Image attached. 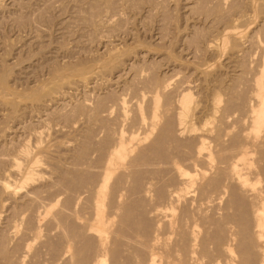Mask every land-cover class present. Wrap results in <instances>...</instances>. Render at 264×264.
<instances>
[{"label": "rangeland", "instance_id": "obj_1", "mask_svg": "<svg viewBox=\"0 0 264 264\" xmlns=\"http://www.w3.org/2000/svg\"><path fill=\"white\" fill-rule=\"evenodd\" d=\"M105 13L107 15H105ZM95 19H98L99 22ZM234 29L240 31V36L235 41L228 36V33L233 31ZM261 45H263L264 47V0H0V180L2 181L4 177H8L10 175L9 172L11 171L9 170L11 167H13V159H15L17 150L21 147V139V143H23V141H26L27 143L32 145H34L35 142L39 141V143H37V147H32V152L34 154V157L40 164L39 168L37 169L39 172H36V180L24 186L23 188H20L18 192L13 193V187L11 185L8 191L4 190L3 187L0 186V264H11V262L13 264H61L62 261L60 259L62 258V254L64 251V246H62L61 249V245L65 244L64 235H66V239L69 240V236L67 235L70 234L71 237L73 235L71 230H74V228H78L76 226V222L78 223V221L75 220H77V217H80L78 216L80 214L78 213L76 215V213L80 212L81 216L83 215V218L84 216L86 218L87 216L91 215L90 213L93 209L92 202H94V193L91 190L92 187H90L89 185L90 180L92 186V183L96 182L97 178L99 177V166H102V162L106 157L104 153L107 154L109 148L111 147L110 143L112 144V141H108L107 138L111 139L113 137V134H115L114 132L116 131V129L113 128L117 126L116 121L117 118H120L118 116L120 111L122 112L123 116H126L123 122L127 120V122L131 125L132 117L135 113L136 108L137 110L139 108L141 109V111L145 112L146 109L148 111V106L152 104H155L157 106L156 117L158 120V125L163 126L162 130L160 126L156 129H160L161 133L159 132V134L163 136H159V134H157V138L154 142H152V140H150V136L152 133L149 135L148 141L150 140L151 142L149 143L151 144L145 143L149 144L145 145L148 146V148L146 149L145 147L144 150H141L144 153H142L141 151V154H139L140 152L138 153L140 156L136 157L137 161H134L135 165H132V171L128 172L130 176L132 175L130 177V179L132 180H129L127 178V176L129 177V175L126 174L127 176H125L128 179L129 186L127 185L126 178L124 181V186L121 185L123 182H120L121 188L123 186L127 190L128 187L127 192H124V188H122L121 190V188L117 187L119 188V190L117 189L118 191L107 188L109 190L106 191L108 192V195L109 193L111 195L112 191H117L118 193L113 192V194L115 195H112L115 197L111 199H116V202H118L117 200L120 199L119 201L121 202H118V204L116 203L118 206L114 205V200L112 201L113 203L109 202V199L107 198H110V196L107 197L106 193V199L103 200V204L101 203V209H105L107 214H109L108 210L111 213V209H108L110 205H114V207H112V211L114 212L109 215L112 219L114 218V221L116 220V224L118 223L119 226L117 224V227H113L115 222L113 224L112 220L110 230H113L115 233V229L117 230L119 228L120 230L123 227L125 228L126 225L124 223H126L127 228H125L124 230L130 229L131 231V229L133 230L134 226L135 229L137 226L141 225L142 227L140 226L138 229L136 228L135 232L137 230V232L141 231L144 234L148 230L151 232L150 229L152 228V226L154 229L157 224L160 225V223H162L161 226H159L160 234H162L161 232L163 231L161 230H164L165 226H167L168 220L171 216L173 218V224H175L174 221H177V224H172L176 227L179 226L181 221L183 220L185 224L184 222L181 224L184 228H186V225H190L191 223L193 224L194 221V225L196 226V221H198V223L200 222V225L197 223L200 229L196 226L195 234L199 229L196 237L199 235L198 238H202V240H205L204 243L205 245L207 244L206 246H208L209 248L203 246L202 244V246L204 247L202 248L205 249L203 251L202 248H199L201 247V244H199L197 240V245L195 248L196 250L197 248H199L200 251H198L199 253L197 254L200 255L201 252L203 253L201 254L202 256L204 254V256H206L208 252L209 255L206 257L209 258L202 256L199 257L195 252V254L193 255L195 260L192 257V264H206V261L209 259L210 261H207L209 262L208 264H210L212 261V264H214L216 260L217 262H223L224 260L222 254L224 253L222 252V245L224 246L227 243L228 245L230 244L229 246L232 249L231 256L233 257V263L237 262L238 264L240 262H238V259L240 257L242 259L244 258L241 261L243 263L240 262L241 264H245L246 262H249L248 264H256L257 262L258 264V259L260 258L257 252L259 250V242L254 237L252 229L251 232L250 230H247L252 228V225H250L252 223V213L250 208L248 209V206L251 207V200L249 197H247L248 195H245L247 199L244 198V192H238L239 188L234 187L235 183L233 185V182L229 180L228 177H226L227 175L225 174H227V172L223 169V167H221V169H223L224 172L222 170V172L218 170V172L221 173L220 175H218L219 173L216 169L218 167L220 168V166L218 165H223L219 164L221 162L220 160H222L223 158L219 160L218 158L221 156H227L229 151H231L233 148V146H229L228 149L227 147H225V145L227 146V144L229 145V143H232L233 141L236 142V139L234 137L237 138V134H239V132H241L240 135L248 134L249 132H251L249 134H256L257 136L259 134L260 137L264 136V129H260V133H258L259 131L255 132L252 129V131L249 130L251 114L249 115L250 110L248 107L246 108L245 104V97L247 98V100L249 96L253 98L255 97V78L257 76L256 74L258 73L257 71L259 65L261 64L262 56L264 54V51L261 49ZM119 74L121 75L119 76ZM163 82L168 83L167 93H161L160 91H158L159 85ZM182 88L183 90L181 93L185 92L189 94V101L187 103V106L185 104L180 105L178 103L179 94L177 91ZM146 91H150V98L147 100H145L146 98L141 97V95ZM57 92L59 93V95H56L58 94ZM239 96H242V98H240ZM251 97L250 101L252 102L253 100ZM219 98L221 99V101ZM225 98H230V101H228L227 103L231 102V100L233 99V102L236 100L235 104H237L239 107L235 108L237 105L232 104V102V109H230L231 111L228 110L229 112H232L230 114L231 116L226 117L229 113L227 111L228 113L226 112L223 114V117L225 116L224 119L220 120L222 122H216V113L215 115L213 114V107L215 106L214 103L219 102L222 105L221 102L225 103V101L229 100H224ZM239 99H244L242 100V102L245 103H242L241 101H239ZM62 103H64L66 106H63ZM231 104H229L228 107L231 108ZM242 104H244L245 107ZM106 109H108L107 111L110 112V114L108 112V115L106 114ZM245 110L248 111L246 112ZM95 111H97L99 115H96L97 113ZM240 113L243 115V117ZM44 117L45 119H43L44 121H42V118ZM178 117L184 119L185 125L187 127L193 126L204 136L206 134L208 135H206L205 141L207 142V146L205 147L207 149H203L204 153L206 152L207 155L206 161L203 162L206 163H203L202 159H200L203 163L201 164L200 160L194 158L195 155L192 157V159H194L195 161H199L200 165L205 164L206 166H208L204 167V165L201 168L199 163L196 162V164L199 165L198 167H200L202 171L203 168H206L204 169L206 170L204 176L202 177V171L197 175H194L195 181L188 189L189 191L187 190V192L184 193L182 197L180 196L181 198L179 197L181 199V203L179 199L178 203L177 201L174 203H167L168 197L166 196L170 191H174L177 187H173V185H175L177 181L174 179L175 182L173 183L175 184L171 183L172 174L170 173L169 175L167 173V171L170 172L169 168H171L170 165L172 161L175 160L180 162L181 159V163L183 160L184 163L187 160L185 163L189 164V162L192 160L191 156L193 153L191 152H194L193 150L196 151V147L198 146L196 139H193L196 138L194 134L185 131L183 135H179L175 132L176 125L174 123ZM46 118H48V120H46ZM247 120L248 124L246 123ZM121 122L122 120L120 121V126H118L117 130H119V128L124 129V123L122 122L124 126L123 127L121 125ZM128 123H126L125 125L127 126ZM216 123L219 124V127H221V124L223 123L226 124H223L224 126L222 125V138L218 135L221 134V132L218 133L220 130L218 129L219 131L217 132L215 127H213L211 131H206L208 129H211V127L214 126L213 124ZM246 125L248 126L246 127ZM225 126L227 127L225 128ZM213 130H215L216 132ZM230 130L233 131L230 132ZM34 131L41 132V136L35 138L32 134ZM112 131L114 132L112 133ZM158 131L156 130L155 132H153L154 135H156ZM212 132L213 134L215 133L214 136L217 133V136H219L221 140L223 139L222 141H217L218 137H215L216 139L214 141L218 145L220 142V144H222L219 145L221 146L220 148L213 141L214 136ZM109 133H112L111 137L109 136ZM231 134H235L236 136H232ZM171 135L173 137H171ZM189 135L192 136L190 137ZM230 135L233 139L232 142H228L229 139H226L227 137L229 138ZM153 137L154 136L152 135V138ZM179 137H183L186 139L184 140L183 138ZM188 137L189 139H187ZM107 141L109 143H107ZM223 141L225 144L223 143ZM238 141L239 140H237V143ZM234 142L233 144L235 148V145L237 143L235 144ZM102 143L104 146L102 145ZM105 143L108 145V147ZM211 144H214V146H212ZM174 145L176 146V148L174 147ZM223 145L225 148L223 147ZM177 146H179V149L177 148ZM187 147H189V150ZM103 148H106V150H104ZM216 148L218 149V152H216ZM222 148L228 149H226V151L228 152L227 155L225 154V156H223L224 150ZM255 148V153L252 152V154L250 155V159L253 168L255 165L256 168L259 169L261 165L263 166L264 164V155L261 156L262 161L260 159V161L257 160L258 158H261H257V156H260V150L256 152L257 148L259 149V147H253L252 149ZM101 149L103 150L101 151ZM178 150V155L177 157L174 155L176 157L174 158L173 154ZM100 151L102 152V155H100ZM181 153H187V156ZM216 153L219 154V156L217 154L218 158H216ZM194 160H192V162ZM168 161L169 164H167ZM260 163L263 164L260 165ZM158 164H160L161 166ZM211 164H214L213 169L211 167ZM167 165H169V167ZM259 165L260 167H258ZM150 166H154V168H156L154 169ZM157 166H160L159 168L161 169L157 168ZM215 167L216 169H214ZM164 169L167 171L165 172ZM210 169H212L211 172ZM213 171H215V173ZM216 172L218 174H216ZM13 173L14 172L11 173L12 176ZM74 173L76 176H73ZM166 173L171 178L167 177L165 175ZM208 173H214L213 177H211L212 175L210 176L214 181H212L207 176ZM260 173L261 174L260 176H258L256 181L252 178V180L254 181V184L252 186H256L255 188L258 187L259 189H262V187L264 186L262 169ZM159 174H161L160 178L158 177ZM222 174H224V176H222ZM14 175V177H10L11 175L9 177L11 179L13 178V180H17L20 178V176L18 177V174L14 173ZM214 177H216V180L219 182L221 181V179H223L222 177H226L228 181H226L227 179H225L222 180V183H219L215 181ZM123 178L121 179L124 180ZM151 178L154 180L153 183L155 184L153 187L151 184L153 180H151ZM207 178L208 180L210 179V182L207 181V183H210V187L206 185L205 181L203 182V184L205 183V186L201 184L202 181L204 179L207 180ZM85 179H87L88 181H86ZM75 180L77 183L74 182ZM148 180L150 181L148 182ZM156 180L158 182H163L158 183ZM79 181L82 182L83 186ZM224 181H226V183ZM229 181L232 182L233 188L232 185H229L231 184ZM97 182L95 184H97ZM144 182L150 183L152 190L148 191V187L150 186L149 184ZM167 182L169 185L164 186L167 184ZM142 183L145 185H142ZM194 183H196V185ZM200 184L205 188H209L207 189V191L211 190V187L214 189V192L211 190L213 195L211 191H209L211 193V197L209 195V192L205 191L208 193L207 195L209 196L210 200H212V202L208 199L206 193L204 194V196L206 197L202 196L204 192L202 191L203 187L199 188V186H201ZM216 184L217 186L219 185V188L224 186L226 192H224V187H222L219 191ZM228 185L232 188L230 192L227 190ZM87 186H89L90 191H88L89 189ZM142 186H145L146 188L143 189L144 187ZM195 186H198L197 189L199 188L201 191H198L199 189H195V191L198 192H194L193 189L195 188ZM81 187L82 190L83 188L84 190H86V188L88 190L81 191ZM93 187H95V185ZM192 187L194 188L191 189ZM169 188L172 189L169 190ZM205 188H203V190ZM15 190H18V188L16 187ZM70 190L72 193L70 192ZM76 190H78L79 192H77ZM52 191L53 195H51ZM56 191L57 193H55ZM215 191H219V195L218 192L215 193ZM227 191L229 192L228 194ZM141 192L144 193L143 196L141 195ZM200 192H202V194ZM30 193H32L33 196L35 195L37 197V201L31 200L35 197L31 199L28 197L26 198V196ZM78 193L80 195H78ZM220 193H222V195ZM85 194H87L88 196L91 194L92 195L91 197L86 196L87 198H84L85 200L80 198L81 195L85 196ZM125 194H127L129 197ZM147 194L148 196L145 198ZM152 194L154 195L153 198L155 200L153 198H150ZM188 194L189 199L186 197L188 196ZM196 194L198 195L194 198ZM200 194L205 199L198 201L199 199L197 198L201 197ZM68 195L70 196L68 197ZM75 195H78L79 197L76 196L75 198ZM214 195L218 196L215 197ZM28 196L31 197V194ZM51 196L52 198H49L50 200H52L53 198L58 199V201L51 208L49 214L50 216L53 215L55 217L50 219V216L48 215L47 218L45 217L41 221H39V224L36 220H34L35 213L39 210V205L44 203L43 201H49L46 197ZM160 196L162 199L160 198ZM164 196L167 198V202L165 201L166 198ZM192 197L197 200L195 204ZM38 198L39 200H42L44 198V200L40 202ZM64 198H67V200H64ZM125 198L126 201H124ZM149 198L152 200H150ZM183 198L185 199L182 200ZM186 198L188 199L189 205L187 204ZM27 199L31 200L32 203ZM245 199L248 200V204ZM68 200H70V203ZM156 200H159V203L164 204L161 205L159 203H156ZM34 201L37 203H35ZM105 201H107V203ZM225 201H227V204L225 203ZM28 202H30V204ZM80 202L82 204H80ZM88 202L89 204H87ZM165 202L167 203V205ZM183 202L184 205L187 204L189 207L190 205L192 206L194 204L192 206V210L195 209L196 205L197 207H200V209L204 206L201 209L204 213H201V211H199L200 209H196L193 211L189 210L188 212L186 211L188 207L186 205L185 211L189 213L186 218L185 214L188 213L184 211V214L181 210H184V207L182 208V206H184L182 205ZM33 203H35V205ZM104 203L108 204H105L108 207H106ZM155 203L159 204V206ZM179 203L181 206L179 205ZM31 204L34 207H32ZM78 204H80V209L78 208ZM65 205H68V207H70L68 208L69 210L67 209V207H65ZM168 205H172L174 210H176L177 212L174 210L170 211ZM115 206H117L118 208L119 206L123 207L119 208L117 212V208ZM205 206H207L208 210ZM224 206H227V210H225L226 208H224ZM61 207L62 209H60ZM149 208L150 210L148 213ZM212 208H214L215 211ZM59 209L62 211H59ZM115 211L116 213H118V215L115 214ZM195 211H197V213L203 214V216L205 215L203 219L201 218L202 220L200 219L199 221V218L197 220L198 215L199 217L201 215H196L195 213V216L193 214ZM58 212H61L63 214H59ZM66 212L69 213V215ZM86 212L90 213L87 214ZM162 212L168 215L162 216ZM175 212L178 216H175ZM212 212H216L215 214L217 216L215 217V214H213ZM53 213H55V215ZM56 213H58V215ZM70 213L71 217H67L70 216ZM113 214L116 216H114ZM124 214L127 215L125 216ZM159 214H161V216ZM206 214H211L214 216H212V218L211 215L209 216ZM222 214L225 215L223 216ZM248 214L251 215L250 219V216H248ZM74 215H76V217ZM150 215L154 218H152ZM57 216H60L58 218L60 222V218L63 219L61 224L58 221ZM64 216L69 220L67 218H64ZM156 216H158L159 218ZM188 216L190 219L188 218ZM123 217H125V219ZM160 217L164 218L161 220ZM210 217L211 220H209ZM178 218L180 219L179 222ZM165 219L167 221H165ZM55 220L59 224H56ZM204 220H207L208 222H204ZM248 220H250V224H248ZM188 221L192 222H189L188 224ZM224 221L227 225L224 223ZM164 222H166L165 226ZM150 223H153L155 226L151 225ZM204 223L205 226L208 225L209 227H203ZM35 224H37V226ZM131 224L133 225L131 226ZM209 224H212V226ZM128 225L132 228H129ZM78 226H81V224ZM147 226L150 229L146 228ZM180 226L179 228L177 227V231L174 229L176 233H180L183 229ZM36 227H38V236L34 238L33 235ZM160 227L163 228L160 229ZM80 229H82V227H79L78 231H80ZM179 229L180 232H178ZM205 229L206 231H208L206 233L207 236L203 235L206 232ZM67 230L70 233L67 232ZM119 230L117 231L118 233H115L117 236L112 234L113 231H110L111 233L109 234H112L114 237L112 235L111 237L115 238V240L110 238V236L108 235L107 241H109L108 238H110V241L112 239V246L114 245L115 247L113 248L109 241V246L108 243L106 244L107 248H109L110 251L117 248L116 251L118 250L117 252L119 253L117 254L115 252V256H111L112 260L114 261L115 259H119L118 262L117 260L115 261V264H132V262L137 261L136 259H138L139 255L137 257L135 256L134 258L131 256L134 252V250L133 252H131L132 250H130V248L132 249V247H134H131V245L133 244V241L134 245L137 244L138 241H136L135 243L136 237H141L142 239V236L144 235H140L141 233H136L135 235L137 236H135L134 239L132 235V237L128 235L129 232L124 231L123 229H121L122 232ZM74 231L75 234H77V229ZM64 232L66 234H63ZM80 232H82V230ZM123 232H127V236L130 237H126V234ZM133 232L130 233L134 234ZM164 232L163 233L166 234L167 231L164 230ZM182 232L180 235L181 239H179L180 237H178L177 241L180 247H183L182 244H185V242L183 243V241H181L182 239L184 240V238H182ZM148 233L149 232L145 234V236L147 235V237H144V239H147L150 236L148 235ZM233 233L234 237H232L231 235ZM78 235L80 234L78 233L75 237H77ZM81 235H83V233ZM123 235L124 237H126L124 239L132 238L127 239L128 241L126 240L125 244H128L127 247L124 243H122L125 242V240L120 241L123 238ZM172 235L173 234H171V236L169 235L168 238H166L167 242L172 239ZM176 236H178V234H176ZM176 236H174L173 238L177 240ZM208 236L211 238H209ZM224 236L226 238L228 236L227 241H225L226 238ZM75 237L72 238L76 241ZM78 238L80 239V237ZM88 238L90 237H84V239ZM81 239L84 241V243L82 242L84 244V248H88L87 245L89 246L88 251L85 250L86 248L79 249L74 241L73 243L76 244H74V246H76V248L80 250L77 251L79 255L80 252H82V256L80 255L81 257H78V253H76L75 251L77 249L73 247L75 249V253L77 254H75L74 256L78 257L79 259L84 258L80 260V264L81 261L84 264H88L86 263V261L92 254L93 249L91 248L93 247L90 248V246L93 245V239L91 240V242H89L91 238L89 239V241L84 240L83 238ZM81 239L80 241H82ZM221 239L223 242L220 241ZM231 239L234 240L232 241ZM117 240L118 244H116V246L115 243L117 242ZM136 240H139V243L141 241V245L137 244V246L135 245L133 249H137L140 245L137 251L139 249L141 251V246H143L144 243H142V240H140L139 238ZM113 241L116 242L114 243ZM129 241H131L132 244L129 245ZM170 241L168 243L166 242L168 246L170 244L171 246L173 245L172 243L174 242V239L171 242ZM180 241L182 243L181 245ZM199 241L201 242V239H199ZM207 242L210 243L208 244ZM80 243L81 242H79V245L81 246ZM178 244L175 245L180 248ZM217 245L219 246L220 250L217 249ZM231 245L233 246V248ZM110 246L112 248H110ZM128 246H130L129 251L131 255L129 253L127 255L125 254L129 252L128 250L126 251V249H128ZM254 246L255 248L257 247V251H255ZM248 248L251 249L250 251H252V253L249 250L247 252ZM60 249L62 251H60ZM174 249H176V247ZM215 249L216 252H214ZM113 250L111 251V254H107L112 255ZM122 250L123 255L121 253ZM217 250L219 251V253L220 251L222 253L220 254L222 256L221 260L220 258L215 257L219 254H217ZM94 252L95 250H93V253ZM136 253L135 255H137ZM211 254L214 257L212 261ZM143 255H145V251L143 252ZM235 255L237 256L234 257ZM107 256L106 259L109 257ZM180 256L183 257L181 253L178 254V260H183L184 258L181 259ZM78 258H74L73 262H75L76 259L79 260ZM110 258L107 260H110ZM128 258L129 261L131 258L135 260H131L129 262L127 260ZM63 259L65 262L64 257ZM123 259L125 262L123 261ZM139 259L138 264H143L144 261L140 263L141 260L139 262ZM141 259L144 260L145 258ZM202 259L207 260L205 261ZM90 260L88 261L89 263ZM107 260L104 263L111 264V262L109 263V261L107 262ZM126 260L128 263L126 262ZM203 261L205 263H203ZM113 263L114 262H112V264ZM135 263L137 264V262H134L133 264ZM62 264L65 263L62 262ZM75 264L79 263L76 262Z\"/></svg>", "mask_w": 264, "mask_h": 264}, {"label": "bare ground", "instance_id": "obj_2", "mask_svg": "<svg viewBox=\"0 0 264 264\" xmlns=\"http://www.w3.org/2000/svg\"><path fill=\"white\" fill-rule=\"evenodd\" d=\"M98 1V0H97ZM8 8V7H7ZM104 15V14H103ZM105 15H107L106 13H105ZM99 16V15H98ZM102 16V15H101ZM107 17V16H106ZM110 17V16H109ZM100 18V17H99ZM104 18H105V16H104ZM101 19V18H100ZM107 19V18H106ZM95 20H97L98 22H99V20L98 19H95ZM109 20H110V18H109ZM103 21V20H102ZM112 21V20H111ZM100 22H101V20H100ZM108 22V21H107ZM106 23V22H105ZM97 24V23H96ZM101 24H102V22H101ZM104 24V23H103ZM108 24V23H107ZM98 25H99V23H98ZM97 25V26H98ZM96 26V27H97ZM101 26V25H100ZM228 36L232 39V40H237L238 38H239V36H240V31H238V30H233V31H231L230 33H228ZM261 49L264 51V47H263V45H261ZM261 50V51H262ZM258 73L256 74L257 76H256V78H255V91H256V93H255V97L253 98V97H251V96H249L248 97V100H247V98L245 97V101H246V103L245 102H242V100H244V99H242V100H240L239 99V101H241L242 103H245L246 104V108L248 107L249 108V110H250V112H249V115L251 114V116H250V129L249 130H253V131H255V132H257V131H259L260 129H264V54H263V56H262V59H261V64L259 65V68H258V71H257ZM122 73V72H121ZM121 74H119V76H120ZM133 79V78H132ZM167 82H163L162 84H160L159 85V87H158V91H160L161 93H167ZM177 88H179V87H177ZM178 90V89H177ZM182 90H183V88L182 89H180V90H178L177 92H178V94H179V99H178V103L180 104V105H182V104H185L186 106H187V103H188V101H189V94L188 93H185V92H183V93H181L182 92ZM58 93V92H57ZM150 91H146V92H144L142 95H141V97L142 98H146L145 100H147V99H149L150 98ZM169 93V92H168ZM56 94V93H55ZM56 95H59V93L58 94H56ZM249 95V94H248ZM55 97V96H54ZM240 97V96H239ZM238 97V98H239ZM244 97V96H243ZM250 97L252 98V102H254V103H252L250 100ZM57 98V97H56ZM221 98V97H220ZM219 98V99H220ZM231 98V97H230ZM230 98H227V99H229V100H227L226 98L224 99V100H227V101H225V103H223V102H221L222 103V105L219 103V102H216V103H214L215 104V106L213 107L214 109H213V114L215 115V113H216V116H215V119H216V122L217 121H220V120H222V119H224V117H223V114L224 113H226L228 110L229 111H231L230 109H232V104H235L236 102V100L233 102V100H231V102H229V103H227L228 101H230ZM238 98H237V100H238ZM240 98H242V96L240 97ZM215 100V99H214ZM222 100H223V98H222ZM220 101H221V99H220ZM233 102V103H232ZM78 103V102H77ZM232 103V104H231ZM220 104V105H219ZM229 104H231L230 106H231V108L230 107H228V105ZM62 105L63 106H66L64 103H62ZM235 105H237V104H235ZM234 105V106H235ZM239 105H240V103H239ZM244 107H245V105L244 104H242ZM150 106V107H149ZM148 106V111H147V109L145 110V112L144 111H141V109H139L138 108V110H137V108H136V110H135V113H134V115H133V117H132V124L130 125V123H128L127 122V120L125 121V122H123V120H125V117L126 116H123V114H122V112L120 111V113H119V117L121 118V120H122V122L124 123V126H123V124H122V122H121V125L124 127V129L123 128H119V130H117L118 129V126H120L119 125V123H120V118H117V121H116V123H117V126H116V123H115V126L117 127H114L113 129H116V131L114 132V131H112V133L114 132L115 134H113V137L111 138V139H109V138H107L108 139V141L109 140H111L112 141V144L110 143V145H111V147L109 148V150H108V152H107V154L106 153H104L105 154V159L103 160V164H102V166L100 167L99 166V171H98V178H97V184H95L96 182H94V183H92V186H91V180H90V187H92V192L94 193V202H92V204H93V209L92 208H90V209H92V211H91V213L90 212H88V213H90L91 215L90 216H87L86 218H85V216H84V218L81 216V213L80 212H77L76 213V215L79 213L80 215H78V216H80V217H77V220H75V221H78V223L76 222V226L78 227V228H74V230H76L77 229V231H76V233L78 234H80V235H78L77 237H75L77 234H75V231L72 229L71 230V232H72V236L70 237V232L67 230V232H69L68 234L69 235H67V236H69L68 238H69V240L68 239H66L67 237H66V235H64L65 236V241H64V245L62 244L61 245V249H62V246H64V251H63V256H62V258L60 259L63 263H65V264H75L76 262L77 263H79L80 264V260L81 259H84V258H78L80 255H81V253L82 252H80V255H79V253L77 252V251H80L79 249H85L84 248V241L81 239V238H83L84 239V237L86 238L87 236L88 237H90V238H88V239H84V240H88L89 241V239H90V241L89 242H91V240H92V243H93V245H91L90 246V248L91 247H93V248H91V249H93V250H95V252L93 253V250H92V258H91V255H90V257L87 259V261H86V263H88V264H105L104 262L107 260V259H109L111 256L112 257H114L115 255V252L118 254L119 252H117L116 251V249L115 250H113V252H112V255H109V254H111V251L109 250V248H107V243H108V246H109V241H110V238H112L111 237V235L113 234V235H116L115 233L119 230V228L116 230L115 229V233H114V231L113 230H110V227H111V225H112V220L114 219H112L111 217H110V215L109 214H111V213H113L114 211H112V207H114V205H117L118 204V202L119 203H121L119 200H117L118 202H116V199H113L114 200V205H110V207L108 208V209H111V213H110V211L108 210V212H109V214H107L106 213V211H105V209L104 210H102L101 209V203L103 202V200H105L106 199V193H107V197L108 196H110V198L108 197L107 199H109V202H112L113 200L111 199V198H114L115 196H113V195H115V194H113V192H117L118 190H119V188H121L120 187V182L122 183L121 185H123L124 186V181H125V176H127V175H129V171L131 172L132 171V165L137 161V159H136V157L137 156H140L139 154H141V150L143 149L144 150V148L146 147V149L148 148V146H145V145H149V144H151V143H149V142H151L150 140H152V142H154L155 141V139L157 138V134H159V132L161 133V130H162V128H163V126H161V125H158V120H157V115H156V109H157V106L155 105V104H152V105H149ZM233 106V107H234ZM239 106L237 105L235 108H238ZM242 107V106H241ZM243 107V108H244ZM227 108H229V109H227ZM242 108V109H243ZM62 109V108H61ZM227 109V110H226ZM56 110V109H55ZM108 109H106V114H107V111ZM226 110V111H225ZM234 110V109H233ZM147 111V112H146ZM225 111V112H224ZM228 111V112H229ZM246 112L248 111V110H245ZM96 113H97V111H95ZM227 112V113H228ZM236 112H238V111H236ZM240 112H241V110H240ZM246 112H244V113H246ZM50 113V112H49ZM109 114H110V112H108ZM232 112H229L228 114H227V116L226 117H228V116H231L230 114H231ZM239 114V113H238ZM241 114V113H240ZM49 115V114H48ZM96 115H99L98 113L96 114ZM108 115V114H107ZM214 115H213V117H214ZM235 115V114H234ZM237 115V114H236ZM242 115V114H241ZM246 115V114H245ZM44 116V115H43ZM41 117V116H40ZM109 117V116H108ZM223 117V118H222ZM242 117H243V115H242ZM231 118V117H230ZM229 118V119H230ZM247 118V117H246ZM38 119H41V118H38ZM43 119H45V117L44 118H42V121H44ZM127 119V118H126ZM215 119H213V120H215ZM240 119V118H239ZM46 120H48V118H46ZM40 121V120H39ZM119 121V122H118ZM226 121V120H225ZM234 121H236V120H234ZM239 121V120H238ZM36 122H38V121H36ZM220 122H222V121H220ZM224 122V121H223ZM45 123V122H44ZM43 123V124H44ZM126 123H128L129 124V126H128V124H127V126L125 125ZM214 123H215V121H214ZM232 123V122H231ZM245 123V122H244ZM247 124H248V120H247V122H246ZM175 125V132L177 133V134H179V135H183V133H185V131L186 132H189V133H191V134H194L195 135V137L196 138H193L194 140L196 139V142L198 143V146L196 147V151L195 150H193L194 152H191V153H193L192 154V156H191V159H192V157L195 155V157L194 158H196L197 160H200V159H202V162L203 161H206V152L204 153V148L207 146L206 145V143L207 142H205L206 141V135L204 136L202 133H200L197 129H195L193 126H189V127H187L186 125H185V122H184V119L183 118H181V117H178L177 119H176V121H175V123H174ZM224 125H226L225 123H223ZM223 124H221V127H219V124H213L214 126H212L211 127V129H208V130H206V131H211L212 130V128L213 127H215L216 128V131L218 132L219 130V132L218 133H220L223 129H222V127L224 126ZM242 124V123H241ZM169 125V124H168ZM223 125V126H222ZM229 125H230V123H229ZM244 125V124H243ZM242 125V126H243ZM160 126V128H161V130L160 129H156L157 127H159ZM248 125H246V127H247ZM126 127H128V128H126ZM169 127V126H168ZM173 127V126H172ZM227 126H225V128H226ZM239 127V126H238ZM263 127V128H262ZM170 128V127H169ZM233 128V127H232ZM243 128V127H242ZM245 128V127H244ZM166 129H167V127H166ZM165 129V130H166ZM219 129V130H218ZM241 129V128H240ZM158 131V133H156V135H154V133L153 132H155V131ZM242 130V129H241ZM240 130V131H241ZM251 130V131H252ZM173 131V130H172ZM213 131H215V130H213ZM215 131V132H216ZM231 131H233V130H230V132ZM237 131V130H236ZM235 131V132H236ZM248 131V130H247ZM165 132H167V131H165ZM169 132H170V130H169ZM174 132V133H175ZM245 132H246V130H245ZM112 133H109L110 135V137L112 136ZM152 133V134H151ZM172 133V132H171ZM205 133V132H204ZM234 133V132H233ZM232 133V134H233ZM240 133L241 132H239V134H237V138L236 137H234L235 139H236V142H234L233 141V139H232V136H234V135H230V137L228 138H226V139H229L228 140V142L229 141H233L235 144L237 143V140H239L238 141V143L235 145V148H234V144H233V142L232 143H229V145L227 144V146L225 145V147H227L228 149H229V146H233V148H232V150L231 151H229V153L226 151V149H224L225 147H224V145H223V147L224 148H222L224 151V155L223 154H221V155H223V156H225V154L227 155V153H228V155L227 156H225V157H222L221 155V157H217V154L218 153H216V158H218V160L219 159H221V158H223L222 160H220L221 162L219 163V164H223L222 166L221 165H218V166H220V168L218 169H216V167L214 168V169H216L217 170V172H218V170H220V172H222L223 171V169L227 172V174H225V175H227L226 177H228L229 178V180H231L232 182H233V185H234V183H235V186L234 187H238L239 189H238V192L239 193H243L242 195L244 196V198H246V196L247 197H249L250 198V200H251V207H252V209H251V207H249L248 206V209L250 208V210H251V213H252V223L251 222H249L250 220H248V224H250V225H252V228H250V227H248V228H250V229H247V230H250V232H251V229H252V232H253V235H254V237L256 238V240L259 242V250L257 251V247L255 248V246H254V248H255V251H257L258 252V254H259V256H260V258L258 259V264H264V186L262 187V189L260 188H255L256 186H252L253 184H254V181L253 180H255L256 181V179L258 178V176H260V172H261V169H262V176L264 177V164L263 163H260V165L261 164H263V166L261 165V167H260V165L258 166V167H260L259 169L258 168H256V166L254 165V168H253V166H252V162H251V154H252V152H254L255 153V150H256V148L255 149H252L253 147H259V149L257 148V151L256 152H258L259 150V154H260V156H257V158L258 157H261V156H263L264 155V136H262V134H261V136L262 137H260V135L258 134V136L256 135V134H249V133H251V132H249L248 134H243V135H240ZM258 133H260V131L258 132ZM33 135H34V137L35 138H38V137H40L41 136V132H38V131H34L33 133H32ZM151 134V136H150V140L148 141V139H149V135ZM212 134H213V132H212ZM215 134V133H214ZM214 134H213V136H214ZM152 135L154 136L153 138H152ZM161 134H159V136H160ZM193 135V136H194ZM210 135H211V133H210ZM221 138H222V132H221V134H218ZM228 135V134H227ZM238 135H240V136H238ZM108 136V135H107ZM108 136V137H109ZM161 136H163V135H161ZM188 136V135H187ZM190 136V135H189ZM192 136V135H191ZM190 136V137H191ZM208 136V135H207ZM217 136V133H216V135L214 136V139H213V141L216 139L215 137ZM219 136H217L218 138H220ZM236 136V135H235ZM171 137H173L172 135H171ZM205 137V138H204ZM226 137V136H225ZM239 137H241V138H239ZM179 138H183V137H179ZM208 138V137H207ZM211 138V137H210ZM217 138V141H220L221 140V138L220 139H218ZM230 138H231V140H230ZM239 138V139H238ZM106 139V140H107ZM113 139V140H112ZM184 140L186 139V138H183ZM187 139H189V137L187 138ZM190 139H192V138H190ZM22 140V139H21ZM21 140H20V144H21V147L17 150V152H16V155H15V159H13V167H11L10 168V170L9 171H11V172H9L10 173V177H14L15 175H14V173L15 174H18V177L20 176V178L19 179H17V180H13V178L11 179L9 176L8 177H4V179L1 181L0 180V186L1 187H3V189L4 190H9L10 189V185L13 187V189H12V192L13 193H16V192H18L19 190H20V188H23L24 186H26V185H28L29 183H32L34 180H36V176H37V169L39 168V166H40V164H39V162L36 160V158L34 157V154H33V152H32V147H37V143H39V141H37V142H35L34 143V145H32V144H29V143H27L26 141H23V143H21ZM223 140V139H222ZM221 140V141H222ZM107 141V143H109ZM110 141V142H111ZM158 141V140H157ZM156 141V142H157ZM188 141V140H187ZM227 141V140H226ZM215 142V141H214ZM145 143H149V144H145ZM194 143V142H193ZM212 143V142H211ZM221 143V142H220ZM219 143V145H222V144H220ZM223 143H224V141H223ZM227 143V142H226ZM106 144V143H105ZM215 144H217L216 142H215ZM225 144V143H224ZM94 145V144H93ZM102 145H103V143H102ZM176 145V144H175ZM174 145V147L176 148V146ZM196 145V144H195ZM212 145V144H211ZM218 144H217V146H219ZM91 146V145H90ZM104 146V145H103ZM106 146L108 147V145L106 144ZM212 146H214V144L212 145ZM92 147V146H91ZM102 147V146H101ZM106 147V148H107ZM152 147V146H151ZM179 146H177V148H178ZM194 147V146H193ZM221 146H219V148H220ZM261 147V148H260ZM99 148V147H98ZM106 148L104 149V150H106ZM171 148H172V146H171ZM188 148V150H189V147H187ZM191 148V147H190ZM195 148V147H194ZM218 148V147H217ZM216 148V152H218L217 149ZM103 149H101V151L103 150ZM174 149V148H173ZM173 149H171V150H173ZM179 149V148H178ZM192 149V148H191ZM205 149H207V148H205ZM222 149H220V150H222ZM227 149V150H228ZM98 150V149H97ZM212 150H213V148H212ZM100 151V152H101ZM141 151V152H140ZM140 152V153H139ZM168 152H169V150H168ZM171 152H173V151H171ZM178 152H179V150L176 152V153H174L173 154V157L174 158H176L177 157V155H178ZM181 152V151H180ZM182 152H183V150H182ZM213 152V151H212ZM222 152V151H221ZM220 152V153H221ZM139 153V154H138ZM142 153H144V152H142ZM190 153V154H191ZM215 153V152H214ZM214 153H211V154H214ZM103 154V155H104ZM172 154V153H171ZM181 154H183V153H181ZM189 154V155H190ZM208 154V153H207ZM210 154V153H209ZM258 154V153H257ZM100 155H102V152H101V154ZM176 157H175V156ZM183 155H186L187 156V153L186 154H183ZM164 156V155H163ZM167 156V155H166ZM165 156V157H166ZM181 156V155H180ZM186 156H185V158H186ZM212 156V155H211ZM214 156V155H213ZM218 156H219V154H218ZM170 157V156H169ZM179 157V156H178ZM182 157V156H181ZM103 158V157H102ZM101 158V159H102ZM164 158V157H163ZM168 158V157H167ZM171 158V157H170ZM184 158V159H185ZM199 158V159H198ZM205 158V159H204ZM214 158V157H213ZM8 159V158H7ZM160 159V158H159ZM158 159V160H159ZM188 159H190V158H188ZM204 159V160H203ZM261 160L262 161V157L261 158H258L257 160ZM153 160V159H152ZM162 160V159H161ZM165 160V159H164ZM177 160H178V158H177ZM183 160V159H182ZM186 160V159H185ZM192 160H194V159H192ZM192 160L190 161V162H192ZM259 160V161H260ZM135 161V162H134ZM154 161V160H153ZM152 161V162H153ZM155 161H157V160H155ZM167 161V160H166ZM184 161V160H183ZM183 161H182V163H181V159H180V162L179 161H172V163H171V165H170V167L171 168H169L170 170V172H168L167 170H168V168H167V170H165V172L167 171V173L170 175V173L172 174V182L171 183H173V182H175V180L177 181V185L175 184V183H173V184H175V185H173V187L174 186H177L176 188H175V190L174 191H170L169 192V190H171L172 188H169V190H168V195L166 196V194H165V196L166 197H168V202H167V198H166V202L167 203H174V202H176L177 201V203H178V199H179V201L181 200L180 198L182 197V195L184 194V193H186L187 192V190L190 188V186L193 184V182L195 181V179H194V175H197L198 173H200L202 170L200 169V167H198L199 165H200V163L201 164H203V163H206V162H201V160H200V163H199V161H193L192 163H190L189 162V164H187V163H183ZM101 162V161H100ZM196 162L197 163H199V165L198 164H196ZM217 162V161H216ZM219 162V161H218ZM139 163V162H138ZM137 163V164H138ZM157 163V162H156ZM159 163V162H158ZM161 163V162H160ZM209 163V162H208ZM212 163V162H211ZM214 163H215V161H214ZM152 164H154V163H152ZM167 164H169V161L167 162ZM210 164V163H209ZM135 165V164H134ZM158 165H160V164H158ZM164 165V164H163ZM189 165V166H188ZM205 165V164H204ZM204 165H200L201 166V168L204 166ZM214 165V164H213ZM212 164H211V167H212V169H213V166ZM161 166V165H160ZM160 166H157V168H159ZM166 166V165H165ZM164 166V167H165ZM168 167H169V165H167ZM190 166H191V168H190ZM208 166V165H207ZM206 165L204 166V167H207ZM150 167H153L154 168V166H150ZM209 167H210V165H209ZM221 167H223V169H221ZM152 168V169H153ZM156 168V167H155ZM154 168V169H155ZM159 169H161V168H159ZM158 169V170H159ZM204 169H206V168H203V171L201 172V174H202V177L204 176V174H205V171L206 170H204ZM208 169V168H207ZM212 169H210V172H211V170ZM157 170V171H158ZM222 170V171H221ZM81 171V170H80ZM156 171V172H157ZM12 172H14L13 173V176H12ZM39 172V171H38ZM155 172V171H154ZM154 172H153V174H154ZM164 172V171H163ZM162 172V173H163ZM207 172H209V171H207ZM214 173H215V171H213ZM216 172V174H218V175H220L221 173L220 172H218L217 173ZM224 172V171H223ZM225 172V173H226ZM75 173H76V171H75ZM75 173L73 174V176L75 175ZM79 173V172H78ZM97 173V172H96ZM95 173V174H96ZM165 174L167 177H169L168 176V174ZM214 173L212 174H210V173H208V174H210V175H208L207 174V176L211 179V177H213L214 176ZM82 174V173H81ZM94 174V175H95ZM127 174V175H126ZM156 174V173H155ZM160 175L161 174H159V178H160ZM164 175V176H165ZM212 175V176H211ZM76 176V175H75ZM123 176H124V178H123ZM132 176V175H131ZM130 175H129V177L127 176V178L129 179V180H132V179H130V177H131ZM150 176V175H149ZM199 176V175H198ZM206 176V177H207ZM211 176V177H210ZM222 176H224V174H222ZM81 177V176H80ZM89 177V176H88ZM154 177V176H153ZM171 177H169V178H171ZM206 177H205V179H206ZM226 177H222L223 179H221V181L219 182V181H217L216 180V177H214L215 178V181H217V182H219V183H222V180H225V179H227ZM15 178H17V177H15ZM75 178V177H74ZM83 178H84V176H83ZM121 178H123L124 180H122ZM126 178V179H127ZM156 178H157V176H156ZM252 178H253V180H252ZM259 178H261V177H259ZM72 179V178H71ZM113 179V180H112ZM128 179H127V185L129 186V184H128ZM149 179V178H148ZM168 179V178H167ZM175 179V180H174ZM203 180L202 181V185H204L205 186V183H206V185H208L209 187H210V183H207V181H209L208 180V178H207V180ZM86 181H88L87 179H85ZM122 180V181H121ZM151 180H153L152 178H151ZM160 180V179H159ZM174 180V181H173ZM198 180V179H197ZM212 181H214L213 179H211ZM220 180V179H219ZM259 180V179H258ZM70 181V180H69ZM81 181V180H80ZM79 181V182H80ZM83 181V180H82ZM111 181V182H110ZM145 181V180H144ZM150 180H148V182H149ZM157 181V180H156ZM166 181V180H165ZM167 181H169V180H167ZM205 181V183L203 184V182ZM211 181V182H212ZM226 181H228V179L226 180ZM226 181H224L225 183H226ZM231 181H229L231 184H229V183H227V184H229V185H232V182ZM253 181V182H252ZM75 183H77L76 182V180L74 181ZM154 180L152 181V187L155 185L154 183ZM158 182V181H157ZM160 182H163V181H160ZM160 182H158V183H160ZM210 182V181H209ZM217 182H215V183H217ZM81 183V185H82V182H80ZM89 183V182H88ZM87 183V184H88ZM130 183V182H129ZM144 183H147V182H144ZM196 183H198V182H196ZM196 183H194L195 185H196ZM214 183V184H215ZM72 184V183H71ZM95 185V187H93L94 185ZM147 184H149V186L151 185L150 183H147ZM157 184V183H156ZM200 184V185H201ZM212 184V183H211ZM76 185V184H75ZM117 185V186H116ZM142 185H145V184H143L142 183ZM167 185H169L168 184V182H167V184L166 185H164V186H167ZM172 185V184H171ZM199 186V188L200 187H203V188H205L204 186ZM227 186L228 187V191L230 192L231 190H232V188H233V185H232V188L230 187V186ZM70 186V185H69ZM79 186H80V184H79ZM83 186V185H82ZM122 186V188H124V192L126 191L127 192V190H128V187H127V190L125 189V187H123ZM131 186V185H130ZM161 186H162V184H161ZM163 186V187H164ZM194 186V185H193ZM208 186H206V187H208ZM216 186H217V184H216ZM18 188V190H15V188ZM73 187V186H72ZM88 187V189L86 188V190H84V188H83V190H82V187H81V191H90V188H89V186H87ZM117 187H119V188H117ZM142 187H144L143 189H145L146 187L145 186H142ZM142 187H141V190H142ZM148 187V186H147ZM158 187V186H157ZM171 187V186H170ZM198 187V186H197ZM197 187L195 186V188L194 187H192L191 189H193L194 190V192H198V191H201L199 188V190L197 189ZM213 187H215V186H213ZM222 187H224V186H222ZM221 187V188H222ZM229 187H230V189H229ZM110 188V189H113V190H117V191H110L111 192V195H110V193H109V195H108V192H106L108 189ZM116 188V189H115ZM122 188H121V190H122ZM150 188V189H149ZM167 188V187H166ZM203 188H202V191L204 192L203 194H202V192H200L201 194H202V196H204V194L206 193V196H208L207 194V192H209V191H213L214 192V189L211 187V190H209V191H207V189H209V188H205L204 190H203ZM217 188L219 189V191H220V189L221 188H219V185L217 186ZM78 189V188H77ZM131 189V188H130ZM195 189L196 190H198V191H195ZM216 189V188H215ZM217 189V190H218ZM224 189H225V187H224ZM236 189V188H235ZM149 190H152V188H151V186L150 187H148V191ZM154 190V189H153ZM77 192H79L78 190H76ZM109 191V190H108ZM158 191V190H157ZM164 191V190H163ZM165 191H167V190H165ZM189 191V190H188ZM205 191H207V192H205ZM212 191H211V193H212ZM219 191H215V193L216 192H218V195H219ZM227 191V194L229 193ZM235 191V190H234ZM27 192H29V191H27ZM27 192H25V193H27ZM70 192H71V190H70ZM123 192V193H124ZM143 192V191H142ZM141 192V195L143 196V194L144 193H142ZM161 192V191H160ZM224 192H226V189H225V191ZM24 193V194H25ZM55 193H57V191L55 192ZM72 193V192H71ZM91 193V192H90ZM118 193V192H117ZM132 193V192H131ZM140 193V192H139ZM153 193H155V192H153ZM162 193H164V192H162ZM166 193V192H165ZM189 193V192H188ZM210 192H209V195L211 194ZM214 193V194H215ZM222 193H223V190H222ZM222 193H220L221 195H222ZM237 193V192H236ZM31 194V197H29L28 195H30ZM30 194H28L27 196H26V198L28 197V198H33V197H35L34 199H31L32 201L33 200H36V196L34 195L33 196V194L32 193H30ZM68 194V193H67ZM80 194H81V192H80ZM79 193H78V195H80ZM89 194V193H88ZM113 194V195H112ZM128 194H129V192H128ZM195 194V193H194ZM199 194V193H198ZM198 194H196V196H194V198L195 197H197V195ZM201 194H200V196H201ZM226 194V193H225ZM51 195H53V191L51 192ZM56 195V194H55ZM58 195H59V192H58ZM71 195V194H70ZM70 195H68V197L70 196ZM73 195V194H72ZM78 195H75V198H76V196H78ZM92 195V194H91ZM91 195H89L90 197H91ZM118 195V194H117ZM125 195H127V194H125ZM153 195V194H152ZM151 195V196H152ZM186 195V194H185ZM191 195V194H190ZM212 195H213V193H212ZM216 195V194H215ZM214 195V196H215ZM217 195V196H218ZM231 195V194H230ZM236 195V194H235ZM246 195V196H245ZM24 196V197H25ZM38 196V195H37ZM84 195H81V197L80 198H82V199H84V198H87V197H89L87 194H85V196L83 197ZM87 196V197H86ZM119 196V195H118ZM128 196V195H127ZM127 196H125V197H127ZM145 196V195H144ZM148 196V194L145 196V198ZM150 196V198H153L154 197V195L151 197ZM181 196V197H180ZM199 196V197H200ZM201 196V197H202ZM206 196H204V197H206ZM217 196H215V197H217ZM226 196V195H225ZM228 196V195H227ZM242 196V197H243ZM22 197H23V195H22ZM54 197V196H53ZM67 197V198H68ZM73 197V196H72ZM79 197V196H78ZM117 197V196H116ZM120 197H121V194H120ZM129 197V196H128ZM156 197V196H155ZM180 197V198H179ZM185 197V196H184ZM188 199H189V194H188V196H186ZM200 197V198H201ZM210 197H211V195H210ZM42 198V197H41ZM46 198H48L47 200H49V201H47L46 202V200L45 201H43L44 203H42V204H40L39 205V210L35 213V212H33V213H35V219L34 220H36L37 221V223H39V221H41L43 218H47L48 217V215L50 214V210H51V208L53 207V205L58 201V199L57 198H53L52 200H50L51 198H52V196L51 197H46ZM50 198V199H49ZM67 198L65 199L64 198V200H67ZM149 198V199H150ZM160 198H161V196H160ZM186 198V199H187ZM193 197H192V199L194 200V204H195V202L197 201L196 199H194ZM197 198V199H199L198 201H200V200H204L205 198ZM218 198H220V197H218ZM225 198V197H224ZM224 198H223V200H224ZM230 198V197H229ZM234 198V197H233ZM73 199V198H72ZM79 199V198H78ZM89 199H91V198H89ZM110 199H111V201H110ZM154 199V198H153ZM157 199V198H156ZM162 199V198H161ZM185 198H183L182 200H184ZM188 199H187V204L189 203L188 202ZM191 199V198H190ZM191 199V200H192ZM208 199L210 200V198H209V196H208ZM212 199V198H211ZM216 199V198H215ZM247 199V198H246ZM245 199V200H246ZM25 200V199H24ZM28 200V199H27ZM31 200H28V201H31ZM38 200H39V198H38ZM42 200H44V198L42 199ZM42 200H39L40 202L42 201ZM63 200V201H64ZM80 200V199H79ZM85 200V199H84ZM150 200H152V199H150ZM155 200V199H154ZM191 200H189V201H191ZM207 200V199H206ZM205 200V201H206ZM229 200V199H228ZM32 201H31V203H32ZM37 201V200H36ZM69 201V203H70V200H68ZM81 201V200H80ZM83 201V200H82ZM108 201V200H107ZM107 201H105L106 203H107ZM124 201H126V198L124 199ZM123 201V202H124ZM145 201V200H144ZM149 201V200H148ZM158 201V202H157ZM211 202H212V200H210ZM248 200H246V202H247ZM35 202V201H34ZM108 202V203H109ZM122 202V203H123ZM152 202V201H151ZM155 202V201H154ZM161 202V201H160ZM163 202V201H162ZM165 202V203H166ZM213 202H215V201H213ZM217 202V201H216ZM227 201H225V203H226ZM29 204H30V202H28ZM35 203H37V202H35ZM35 203H33L34 205H35ZM65 203H66V201H65ZM64 203V204H65ZM84 203V202H83ZM106 203H104V205L106 204ZM113 203V202H112ZM111 203V204H112ZM117 203V204H116ZM156 203H159V200H156ZM155 203V204H156ZM167 203H166V205H167ZM180 203H181V201H180ZM180 203H179V205H180ZM193 203V202H192ZM191 203V204H192ZM80 204H82L81 202H80ZM80 204H78L79 205V209H80ZM87 204H89V202L87 203ZM103 204V203H102ZM128 204V203H127ZM153 204V203H152ZM159 204H161V205H163L164 203H159ZM159 204H156V205H158L159 206ZM187 204H185L184 205V202L182 203V205H184V206H182V208L184 207V210L183 209H181L182 211H183V213H184V211L186 210V205ZM193 204V205H194ZM197 204V203H196ZM227 204V203H226ZM230 204V203H229ZM247 204H248V202H247ZM36 205H38V204H36ZM71 205H72V202H71ZM86 205V204H85ZM84 205V206H85ZM106 205H108V204H106ZM105 205V206H106ZM156 205H154V206H156ZM189 205V204H188ZM187 205V206H188ZM192 205V206H193ZM31 206H32V204H31ZM76 206H77V204H76ZM87 206V205H86ZM85 206V207H86ZM118 206V205H117ZM117 206H115L116 208H117V212H118V209L119 208H122V207H120L119 206V208L117 207ZM181 206V205H180ZM179 206V207H180ZM191 205H190V207H191V209H190V207L188 206L187 207V210L186 211H188L189 212V210L190 211H193V210H199L200 209V207H197V205H196V207H195V209H193L192 210V207ZM199 206V205H198ZM201 206H202V203H201ZM220 206V205H219ZM221 206H222V204H221ZM32 207H34V206H32ZM65 207H67V209L68 208H70V207H68V205L66 206L65 205ZM64 207V208H65ZM106 207H108V206H106ZM124 207H125V205H124ZM153 207V206H152ZM167 207V206H166ZM168 207H169V209H170V211H173L174 210V208H173V206L171 205H168ZM204 207V206H203ZM203 207H201V209L203 208ZM206 208H207V206H205ZM72 208H73V206H72ZM76 208V207H75ZM88 208V207H87ZM86 208V209H87ZM129 208H131V207H129ZM150 208H151V206H150ZM150 208L148 209V213H149V210H150ZM154 208H157V207H154ZM224 208H226L225 210H227V206L225 207L224 206ZM223 208V209H224ZM228 208H230V207H228ZM60 209H62V207L60 208ZM59 209V211H62V210H60ZM66 209V208H65ZM64 209V210H65ZM89 209V208H88ZM125 209V208H124ZM147 209V208H146ZM168 209V208H167ZM179 209V208H178ZM199 210V211H201V213H204V212H202V210ZM212 209H214V208H212ZM211 209V210H212ZM221 209V208H220ZM222 209V210H223ZM69 210V209H68ZM71 210V209H70ZM113 210H114V208H113ZM128 210V209H127ZM145 210V209H144ZM143 210V211H144ZM165 210V209H164ZM207 210H208V208H207ZM224 210V211H225ZM36 211V210H35ZM79 211V210H78ZM85 211V210H84ZM84 211H83V213H84ZM104 211H105V213H104ZM120 211V210H119ZM174 211H176V210H174ZM181 211V212H182ZM185 211V212H186ZM214 211H215V209H214ZM223 211V212H224ZM246 211H248V210H246ZM64 212V211H63ZM69 212V211H68ZM123 212V211H122ZM126 212V211H125ZM128 212V211H127ZM177 212V211H176ZM175 212V216H178V215H176L177 213ZM188 212H186V213H188ZM227 212V211H226ZM59 214H63V213H61V212H58ZM58 213H56L57 215H58ZM67 213V212H66ZM87 213V212H86ZM87 213V214H88ZM163 213V212H162ZM195 213H196V215L197 214H200L201 216L199 217V215H198V217H197V220H198V218H199V221H200V219L202 218L203 219V217L205 216H203V214H201V213H197V211H195L193 214L195 215ZM207 213V212H206ZM211 213V212H210ZM213 213V212H212ZM216 213V212H215ZM215 213H213V214H215ZM222 213V212H221ZM244 213V212H243ZM248 213H250V212H248ZM54 215H55V213H53ZM68 215H69V213H67ZM115 214L116 215H118V213H116V211H115ZM131 214V213H130ZM156 214V213H155ZM185 214V213H184ZM183 214V215H184ZM227 214V213H226ZM64 215H65V213H64ZM76 215H74L75 217H76ZM114 215V214H113ZM116 215H114V216H116ZM125 215V214H124ZM127 215V214H126ZM125 215V216H126ZM152 215V214H151ZM150 215V216H151ZM160 216H161V214H159ZM166 216V215H168V214H162V216ZM182 215V216H183ZM187 215H189V213L188 214H185V216H186V218H187ZM195 215V216H196ZM206 215H211V214H206ZM223 215V214H222ZM225 215V214H224ZM223 215V216H224ZM50 216V215H49ZM67 216V215H66ZM120 216V215H119ZM174 216V217H175ZM194 216V217H195ZM212 216H214V215H211V217ZM217 215L215 214V217H216ZM222 216V217H223ZM248 216H250L249 217V219L251 218V215H249L248 214ZM53 217H55V216H50V219L51 218H53ZM60 217V216H59ZM58 216H57V219L59 218ZM67 217H71V213H70V216H67ZM67 217H65L64 216V218H67ZM73 217V216H72ZM149 217V216H148ZM152 217V216H151ZM156 217H158V216H156ZM193 217V218H194ZM211 217L209 218V220H211ZM214 217V218H215ZM221 217V218H222ZM116 218H118V217H116ZM120 218V217H119ZM124 219H125V217H123ZM152 218H154V217H152ZM159 218V217H158ZM161 218V217H160ZM164 218V217H163ZM163 218H161V220L163 219ZM169 218V217H168ZM168 218H166V219H168ZM172 218V216L170 217V219L168 220V223H167V226H168V230H167V226H165V224H166V222H164V226H165V228H164V230L165 231H167L166 232V234H164L165 232H164V230H161V231H163V232H161L162 234H160V230H159V226H161V224L162 223H160V225H158L157 223V225L155 226L154 224H155V221H154V224L152 223H150L151 225H154L155 227H154V229H153V226H152V228L150 229V228H148V226L146 227V228H148V229H150L151 230V232L148 230V231H146V233H144L143 234V232H137V230H136V232H135V229L137 228H139L140 226H137L135 229H134V227H133V230L131 229V231H130V229H128V230H124L125 228H127V224L126 223H124L125 225H126V227L124 228H121V226H120V228L121 229H123L124 231H127V232H129V234L127 233V232H123V233H127L128 235H132L133 236V238L135 239V236H137V235H135L136 233L137 234H139V233H141L140 235H144V236H142V239H141V237H136V239H140V240H142V243H144L143 244V246H141V248H142V250L140 251V249L137 251V249L140 247V245H141V241H140V243H139V240H136L135 239V243H136V241H138L137 242V244H140L139 245V247L137 248V249H133L134 247H135V245L137 246V244H135L134 245V239L133 240H131V241H133V244H132V242L131 241H129L130 243H129V245L130 244H132L131 245V247L132 246H134V247H132V249L130 248V246H128V249H126V251L128 250L129 251V248H130V250H132L131 252H133V250H134V252L136 253V252H139V253H136L137 255H135V253L133 252V255H131L130 254V251L129 252H127V253H125L126 255L129 253L133 258L136 256H138V259H139V257L140 256H142V257H140V259H139V262H140V260H141V262L140 263H142V261H144L143 262V264H192L191 263V260H192V257H193V255L195 254V252H196V255H198L199 257L200 256H202L201 254H203V253H201L200 252V255L199 254H197V253H199L198 251H200L199 250V248H202L203 246H206L205 245V240H202V238H198L199 237V235L196 237V234L198 233V230L200 229V227L198 226V224L200 223H198V221H196L197 223H196V226L197 227H199V229L197 230V233L195 234V231H196V226L194 225L195 223V221L194 220H192V221H194L193 222V224L191 223L190 225H186V228H184V227H182L183 225L181 224V223H183L184 222V220L183 221H181V223H180V227H182L181 229V232H182V238H184V240L182 239L181 241H183V243L185 242V244H182L181 243V241H180V245L182 244L183 245V247H182V249H181V247L179 246V244H178V237H180L179 239H181V232H180V229H179V231L178 232H180V233H176V231L178 230L177 229V227L179 228V226H173V225H175V224H177V221L175 222L174 221V223L175 224H173L172 223V221H173V218ZM183 218V217H182ZM188 218H189V216H188ZM193 218H191V219H193ZM213 218V217H212ZM218 218V217H217ZM50 219H49V221H50ZM55 219V218H54ZM61 219V222H62V218H60ZM68 219V218H67ZM66 219V220H67ZM129 219V218H128ZM131 219V218H130ZM150 219V218H149ZM165 219V221H167ZM179 219V218H178ZM190 219V218H189ZM201 219V220H202ZM223 219V218H222ZM222 219H220V220H222ZM228 219H229V217H228ZM246 219V218H245ZM69 220V219H68ZM120 220V219H119ZM151 220V219H150ZM156 220H157V218H156ZM160 220V221H161ZM174 220H176V219H174ZM208 220V219H207ZM207 220H204V222L205 221H207ZM225 220V219H224ZM44 221V220H43ZM54 221V220H53ZM56 221V220H55ZM58 221H59V219H58ZM74 221V220H73ZM126 221V220H125ZM129 221V220H128ZM158 221H159V219H158ZM164 221V220H163ZM180 221V219L178 220V222ZM192 221H188L187 223L189 224V222H192ZM52 222V221H51ZM60 222V221H59ZM61 222H60V224H61ZM114 222H115V224H114ZM118 222V221H117ZM208 222V221H207ZM34 223H36V222H34ZM53 223V222H52ZM70 223V222H69ZM143 223H145V222H143ZM186 223V224H187ZM209 223H210V221H209ZM224 223H225V221H224ZM223 223V224H224ZM245 223H247V222H245ZM16 224V223H15ZM14 224V225H15ZM40 224V223H39ZM56 224H59V223H57V221H56ZM56 224H54V225H56ZM73 224V223H72ZM72 224H71V226H72ZM75 224V223H74ZM80 225L81 224V226H78V225ZM113 224H114V226L113 227H117V224H116V220L114 221L113 220ZM129 224V223H128ZM148 224V223H147ZM173 224V225H172ZM184 224H185V222H184ZM226 224V223H225ZM224 224V225H225ZM36 226H37V224H35ZM63 225V224H62ZM61 225V226H62ZM133 224H131V226H132ZM200 225V224H199ZM209 225H211L212 226V224H209ZM227 225V224H226ZM249 225V226H250ZM60 226V227H61ZM75 226V227H76ZM118 226H119V224H118ZM150 226V225H149ZM163 226V227H164ZM188 226V227H187ZM206 226H208V225H206ZM205 226V223H204V225H203V227H206ZM79 227H82V229H80V231L82 230V232H80V231H78L79 230ZM113 227H112V229H113ZM128 227H129V225H128ZM142 227V226H141ZM163 227H160V229L161 228H163ZM209 227V226H208ZM207 227V228H208ZM232 227V226H231ZM246 227V226H245ZM37 228L38 227H36V230H35V232H34V238H36L37 236H38V231H37ZM129 228H132V227H129ZM145 228V229H146ZM206 228V229H207ZM14 229V228H13ZM58 229H59V227H58ZM119 230V231H121L122 232V230ZM143 229V228H142ZM144 229V230H145ZM176 231H175V230ZM204 229V228H203ZM206 229H205V231H206ZM228 229H230V228H228ZM233 229V228H232ZM140 230H141V228H140ZM147 230V229H146ZM152 230H153V232H152ZM202 230V229H201ZM210 230V229H209ZM224 230V229H223ZM73 231H74V233H73ZM110 231H113L112 232V234L110 235L109 233H111ZM134 231V232H133ZM130 232H133L134 234H131ZM147 232H149L148 233V235H150L148 238H149V240H148V238L147 239H144V237H147V235L145 236V234H147ZM173 232H175L176 234H178V236H176V234L175 233H173ZM200 232V231H199ZM203 232V231H202ZM208 231H206L205 232V234H203V235H206L207 236V233ZM225 232V231H224ZM232 232H234V231H232ZM249 232V231H248ZM83 233V235H81ZM118 233V232H117ZM120 233V232H119ZM63 234H66L65 232L63 233ZM74 234H75V236H74ZM121 234V233H120ZM127 234H126V237H130V236H127ZM152 234V235H151ZM171 234H173L172 235V239H170L171 241L174 239V242L172 243L173 245L171 246V244L168 246L167 245V243L170 241H166V238H168V236L170 235L171 236ZM175 234V235H174ZM200 234V233H199ZM226 234V233H225ZM224 234V235H225ZM86 235V236H85ZM108 235L110 236V238H108V240L109 241H107V237H108ZM112 235V236H113ZM139 235V236H140ZM227 235H228V233H227ZM232 235V237H234L233 235H234V233L233 234H231ZM117 236V235H116ZM131 236V237H132ZM174 236H176V238H177V240L175 239V238H173ZM202 236V235H201ZM251 236V235H250ZM75 237L76 238V241H75V239H73V238ZM78 237H80V239L82 240V241H80V239L78 238ZM114 237V236H113ZM126 237H124V235H123V240L121 239L120 241H124L125 240V242H122V243H126V240L127 239H132V238H127V239H124V238H126ZM203 237V236H202ZM205 237V236H204ZM209 237V236H208ZM225 237V236H224ZM223 237V238H224ZM231 237V236H230ZM70 238H71V240H70ZM196 238H198V239H196ZM209 238H211V237H209ZM226 238V237H225ZM224 238V239H225ZM227 238H228V236H227ZM227 238H226V240L225 241H227ZM251 238V237H250ZM113 240H115V238H112ZM112 239H111V241H112ZM118 239V238H117ZM144 239V240H143ZM199 239H201V242H203V243H201L200 241H199ZM204 239H206V238H204ZM223 239V240H224ZM67 240V241H66ZM147 240V241H146ZM175 240H176V243H175ZM196 240H197V242H199V244H201V247H199V245H198V247L199 248H197V250H196ZM209 240V239H208ZM212 240V239H211ZM229 240V239H228ZM232 241L234 240V239H231ZM238 240V239H237ZM75 241V243L77 244H75V243H73ZM110 241V243H111V246H112V242ZM128 241V240H127ZM170 241V242H171ZM221 242H223L222 241V239L220 240ZM224 241V242H225ZM250 241V240H249ZM78 242V243H77ZM79 242H81L80 244H81V246L79 245ZM83 242V243H82ZM94 242H95V244H94ZM114 243L116 242V241H113ZM167 242V243H166ZM219 242V241H218ZM239 242V241H238ZM252 242H254V241H252ZM120 243V242H119ZM208 244L210 243V242H207ZM213 243V242H212ZM216 243V242H215ZM232 243V242H231ZM74 244L76 245V246H78L79 247V249L78 248H76V246H74ZM86 244V243H85ZM89 244H91V243H89ZM116 244H118V240H117V242L115 243V245ZM121 244V243H120ZM175 244H178V246L180 247V248H178L177 247V245H175ZM202 244H203V246H202ZM233 244V243H232ZM237 244H239V243H237ZM236 244V245H237ZM123 245V244H122ZM128 245V244H127ZM127 245L125 244V246L127 247ZM174 245H175V247H176V249H174L175 247H174ZM230 245V244H229ZM228 245V243L227 244H225L224 246L222 245V252L224 253V254H222L221 253V251H220V253H219V251L218 250H220L219 249V246L217 245V254L219 255H217V256H215L216 258H220V260L222 259V256H223V262H217V260L214 262V264H237V262H235V263H233V257L231 256V251H232V249L230 248V246ZM255 245V244H254ZM86 246V245H85ZM94 246H95V248H94ZM110 246V248H114L115 246L113 245L112 247ZM117 246V245H116ZM121 246V245H120ZM232 246V245H231ZM242 246V245H241ZM253 246V245H252ZM76 248L77 250H75L74 248ZM87 247L89 248V246L87 245ZM123 247V246H122ZM121 247V248H122ZM171 247H173V248H171ZM206 247H208V246H206ZM205 247V248H206ZM72 248H73V251H72ZM88 248H86L85 250H87L88 251ZM119 248V247H118ZM120 248V249H121ZM145 250H144V249ZM178 248V249H177ZM204 248V247H203ZM202 248V249H203ZM209 248V247H208ZM221 248V247H220ZM232 248H233V246H232ZM240 248V247H239ZM243 248V247H242ZM60 249V251H62ZM119 249V250H120ZM125 249V248H124ZM207 249V248H206ZM211 249V248H210ZM237 249V248H236ZM253 249V248H252ZM76 251V253H78V257H76V256H74L76 253H75V251ZM110 252H109V251ZM183 252H182V251ZM196 250V251H195ZM205 249H203V251H204ZM213 250V249H212ZM248 250L250 251L251 249H247V252H248ZM82 251V250H81ZM125 251V250H124ZM145 251V255H143V252ZM202 251V252H203ZM206 251H208V250H206ZM205 251V252H206ZM243 251V250H242ZM242 251H239V252H242ZM91 252V251H90ZM123 252V250L121 251V253ZM142 252V253H141ZM181 253V255H183V257L182 256H180L181 257V259L182 258H184L183 260H178V258H177V256H178V254H180ZM204 252V253H205ZM210 252V251H209ZM214 252H216V249L214 250ZM235 252H237V251H235ZM244 252V251H243ZM246 252V251H245ZM246 252V253H247ZM251 253H252V251H250ZM88 253V252H87ZM107 253H109V254H107ZM245 253V254H246ZM84 254V253H83ZM109 256H107V255ZM141 254V255H140ZM214 254H216V253H214ZM220 254H222V256L220 255ZM237 254V253H236ZM243 254V253H242ZM253 254H255V253H253ZM257 254V255H258ZM59 255H61V254H59ZM77 255V254H76ZM114 255V256H113ZM122 255H123V253H122ZM129 255V256H130ZM205 255V254H204ZM202 256V257H206V256H208L209 255V253L207 252V254H206V256ZM212 255V254H211ZM225 255V256H224ZM234 255V254H233ZM239 255H241V254H239ZM247 255H249V254H247ZM82 256V255H81ZM80 256V257H81ZM106 256L108 257L107 259H106ZM117 256V255H116ZM119 256V255H118ZM130 256V257H131ZM197 256V257H198ZM221 256V257H220ZM237 255H235L234 257H236ZM246 256V255H245ZM244 256V257H245ZM250 256H252V255H250ZM256 256V255H255ZM63 257L65 258V262H64V259H63ZM86 257V256H85ZM112 257L110 258V260H107V262L109 261V263L111 262V264H112V262H114L113 264H115V261L117 260V259H115V261L114 260H112ZM121 257V256H120ZM125 257V256H124ZM224 257H225V259H224ZM239 257V256H238ZM242 257V256H241ZM254 257V256H253ZM74 258H78L79 260H77L76 259V261L75 262H73L74 260ZM90 258H91V260H90ZM117 258V257H116ZM122 258V257H121ZM126 258V257H125ZM133 258H131L130 259V261L132 260V261H134L133 260ZM141 258H145L144 260L143 259H141ZM206 258H209V257H206ZM212 259H211V261L214 259V257H213V255H212V257H211ZM246 258V257H245ZM63 259V260H62ZM114 259V258H113ZM138 259H136L137 261H134V262H137V264H138ZM193 259L195 260V258L193 257ZM244 259V258H243ZM242 258H240L239 257V259H238V262L240 261H242L243 260ZM249 259V258H248ZM251 259V258H250ZM257 259V258H256ZM11 260V259H10ZM21 260V259H20ZM57 260V259H56ZM90 260V263L88 262ZM119 260V259H118ZM118 260H117V262H118ZM128 261H129V258L127 259ZM127 260H126V262H127ZM200 260V259H199ZM202 260H205V259H202ZM207 260V259H206ZM205 260V261H206ZM8 261V260H7ZM18 261V260H17ZM122 261V260H121ZM123 261H124V259H123ZM129 261V262H130ZM176 261H178V262H176ZM181 261V262H180ZM184 261V262H183ZM207 261H210V259L209 260H207ZM206 261V264H208L209 262H207ZM235 261V260H234ZM246 261V260H245ZM249 261V260H248ZM254 261H255V259H254ZM253 261V262H254ZM62 262H61V264H62ZM116 262V263H117ZM125 262V261H124ZM134 262H132V264L134 263ZM183 262V263H182ZM213 262V261H212ZM212 262L210 263V264H212ZM239 262V263H240ZM58 263V262H57ZM128 263V262H127ZM203 263H205L204 261H203ZM238 263V264H239ZM241 263H243V262H241ZM240 263V264H241ZM249 262H246L245 264H248ZM8 264H10V263H8ZM11 264H13L12 262H11ZM81 264H84L82 261H81ZM108 264V263H107ZM119 264H121V263H119ZM129 264V263H128ZM136 264V263H135ZM253 264V263H252ZM256 264H257V262H256Z\"/></svg>", "mask_w": 264, "mask_h": 264}]
</instances>
